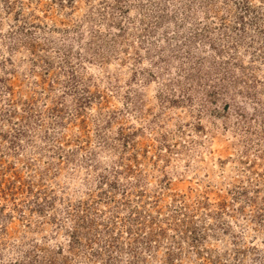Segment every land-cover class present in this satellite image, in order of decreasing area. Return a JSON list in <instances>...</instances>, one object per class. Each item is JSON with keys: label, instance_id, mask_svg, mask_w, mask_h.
Here are the masks:
<instances>
[{"label": "rangeland", "instance_id": "374dc122", "mask_svg": "<svg viewBox=\"0 0 264 264\" xmlns=\"http://www.w3.org/2000/svg\"><path fill=\"white\" fill-rule=\"evenodd\" d=\"M0 264H264V0H0Z\"/></svg>", "mask_w": 264, "mask_h": 264}]
</instances>
